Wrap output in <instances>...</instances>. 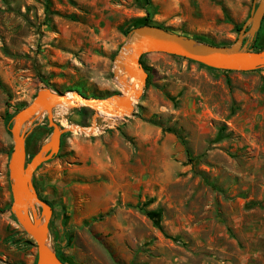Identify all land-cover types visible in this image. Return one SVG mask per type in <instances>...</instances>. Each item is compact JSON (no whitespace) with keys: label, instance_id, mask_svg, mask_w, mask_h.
<instances>
[{"label":"rangeland","instance_id":"1","mask_svg":"<svg viewBox=\"0 0 264 264\" xmlns=\"http://www.w3.org/2000/svg\"><path fill=\"white\" fill-rule=\"evenodd\" d=\"M255 3L0 0V264L38 260L12 208L15 114L43 87L127 94L117 69L133 25L231 45ZM259 31L254 50H264V20ZM142 64L149 76L130 115L54 107L61 147L33 176L53 208L49 245L67 264H264V70L214 69L162 52L145 53ZM96 121L111 126L68 127ZM22 133L30 161L51 141L48 113ZM35 210L45 217L42 205Z\"/></svg>","mask_w":264,"mask_h":264},{"label":"water","instance_id":"2","mask_svg":"<svg viewBox=\"0 0 264 264\" xmlns=\"http://www.w3.org/2000/svg\"><path fill=\"white\" fill-rule=\"evenodd\" d=\"M263 19L264 0H257V4H254L251 15L240 30L238 38L231 45L212 44L154 24L136 26L130 31L125 44L126 47L130 48V54L125 59V73L122 74L121 79L118 78V82L126 91L125 83H128L133 76L136 81L132 84L131 91L128 94L107 98L87 97L79 92L74 93H76V97L85 98L92 102L102 101L108 111L117 110L124 115H130L134 110V100L141 92L139 90L132 100L136 83H140L143 87L149 76L140 59L143 54L151 52L179 55L209 67L224 70L253 71L264 68V50L251 48ZM67 93L56 92L48 87L41 88L34 99L15 114L11 127L15 141L9 161L13 194L12 208L20 225L36 242L38 249L37 264H66L48 243L49 223L53 208L39 196L33 184V176L42 163L52 159L60 150L63 131L54 119L53 110L63 100L71 104L74 103V100L69 98ZM91 107L96 108L95 105ZM40 110L48 113V120L53 127V133L51 141L46 146V151L39 152L28 161L22 127ZM37 204L42 205L45 211L48 208L43 219L36 216Z\"/></svg>","mask_w":264,"mask_h":264},{"label":"bare ground","instance_id":"3","mask_svg":"<svg viewBox=\"0 0 264 264\" xmlns=\"http://www.w3.org/2000/svg\"><path fill=\"white\" fill-rule=\"evenodd\" d=\"M125 48H123V53L121 56V60H120V64L118 65V76L121 77L122 74L125 73V59L129 56L130 54V48L124 46ZM121 55V54H120ZM136 81V79L131 76V80L126 84L127 87V92L129 93L132 89V84ZM142 88V85L140 83H136L135 86V91L132 93V100L134 99V96L139 92V90ZM126 92V91H125ZM127 93V94H128ZM76 93L73 92H69L67 93V96L69 98H72L74 100V103H68L66 100H63L59 105H60V113H63L69 106H82V105H90V106H94L99 109V114L104 115L107 119H112V120H119L120 118H122L124 115L123 113H121L120 111L117 110H107L105 107V104L102 101H97V102H92L91 100L85 99V98H79L76 97L75 95ZM110 123V122H109ZM111 124V123H110ZM68 127L71 129H74L75 131L81 132V133H86V134H90V133H96V132H101L103 130L102 127L97 126L96 124L93 126H88V127H83L80 125H70L68 124ZM98 134V133H97ZM48 211V208L46 210V212Z\"/></svg>","mask_w":264,"mask_h":264},{"label":"trees","instance_id":"4","mask_svg":"<svg viewBox=\"0 0 264 264\" xmlns=\"http://www.w3.org/2000/svg\"><path fill=\"white\" fill-rule=\"evenodd\" d=\"M264 20V19H263ZM263 22V21H262ZM143 24H150L149 22H144ZM143 24H138V25H133L132 27L134 28V27H136V26H139V25H143ZM158 26H160V25H158ZM160 27H162V26H160ZM261 28V27H260ZM242 28H240V30H241ZM260 30V29H259ZM259 32L260 31H258L257 32V35H256V37H255V39H254V41H253V43L251 44V48L252 49H258V48H260L259 47ZM197 39H200V40H202V41H206V42H209V43H212V44H216V43H213V42H210V41H207V40H205L204 38H197ZM217 45H224V44H217ZM144 55L145 54H143L142 56H141V59H140V61H141V63H142V61H143V57H144ZM202 64V63H201ZM203 65V64H202ZM145 67V66H144ZM210 68H213V67H210ZM145 69L147 70V68L145 67ZM214 69H217V68H214ZM261 69H263L264 70V68H261ZM84 95V94H83ZM86 96V95H85ZM42 198V197H41ZM43 199V198H42ZM44 200V199H43ZM63 260V259H62ZM64 261V260H63ZM65 262V261H64ZM66 263V262H65ZM67 264V263H66Z\"/></svg>","mask_w":264,"mask_h":264},{"label":"built area","instance_id":"5","mask_svg":"<svg viewBox=\"0 0 264 264\" xmlns=\"http://www.w3.org/2000/svg\"><path fill=\"white\" fill-rule=\"evenodd\" d=\"M95 124H96L97 126H99V127H102L103 129H104V126L106 125V124H104V126H103V124H101V123H99V122L96 121V122L93 123L91 126H93V125H95ZM106 126H111V125H110V123H109V124H107Z\"/></svg>","mask_w":264,"mask_h":264}]
</instances>
